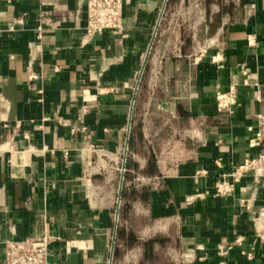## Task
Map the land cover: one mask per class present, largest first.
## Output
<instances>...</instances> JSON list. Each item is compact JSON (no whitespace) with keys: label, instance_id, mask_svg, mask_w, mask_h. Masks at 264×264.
<instances>
[{"label":"crops","instance_id":"crops-1","mask_svg":"<svg viewBox=\"0 0 264 264\" xmlns=\"http://www.w3.org/2000/svg\"><path fill=\"white\" fill-rule=\"evenodd\" d=\"M87 2L0 0V264L45 233L49 264H110L127 141L118 226L192 264H264V0H168L137 91L165 0H124L123 29L92 39Z\"/></svg>","mask_w":264,"mask_h":264},{"label":"built area","instance_id":"built-area-1","mask_svg":"<svg viewBox=\"0 0 264 264\" xmlns=\"http://www.w3.org/2000/svg\"><path fill=\"white\" fill-rule=\"evenodd\" d=\"M124 0H88L87 2V25L85 28V37L92 39L105 31L119 32L124 27ZM23 23V19L18 20ZM42 27H40V30ZM238 89L235 85H230L224 90H219L216 93L217 106L220 110H231L238 103ZM76 129L73 128V131ZM263 140V132L258 131L250 140L252 146L261 145ZM94 148V145H90ZM260 158L248 159L243 163L237 165L233 171L224 174L219 179L214 187V194L216 196H225L233 192L236 183L240 181L242 176L250 169H255L260 165ZM220 164L219 161H217ZM256 186L261 181V176L257 174L255 177ZM209 190L200 191L187 197V201L191 202L195 199L205 198L209 194ZM60 237L45 233L37 238H25L23 240H9L7 241V252L4 264H49L48 255L50 253L51 245ZM240 241V240H239ZM220 253L226 254L231 245H220ZM245 253V252H243ZM194 255L193 251L185 253V257L190 260ZM247 257L252 258V253L247 252Z\"/></svg>","mask_w":264,"mask_h":264},{"label":"trees","instance_id":"trees-1","mask_svg":"<svg viewBox=\"0 0 264 264\" xmlns=\"http://www.w3.org/2000/svg\"><path fill=\"white\" fill-rule=\"evenodd\" d=\"M132 196L137 197L138 191L135 189L132 191ZM125 194V187L123 188V195ZM123 207L120 209V215ZM124 242L127 247L140 246L142 248L141 258L137 264H176L174 261H169L168 257L163 256V252L166 249L167 238L156 235L147 239L140 238L135 232H125V229L118 226L116 245L114 250V259L122 255L120 243ZM134 264V263H131Z\"/></svg>","mask_w":264,"mask_h":264},{"label":"rangeland","instance_id":"rangeland-1","mask_svg":"<svg viewBox=\"0 0 264 264\" xmlns=\"http://www.w3.org/2000/svg\"><path fill=\"white\" fill-rule=\"evenodd\" d=\"M152 51V50H151ZM120 163V160H119ZM137 185L142 184V179H137L133 182ZM148 235V234H146ZM122 255H120L118 258L113 259V264H131L132 262H135L134 264H137L139 262L138 258L141 254V248L138 246L135 247H127L125 244L121 245ZM163 256H167L169 261H174L177 264H192L191 260H188L185 257V252L178 251L174 248H168L165 249ZM163 264V263H160Z\"/></svg>","mask_w":264,"mask_h":264},{"label":"water","instance_id":"water-1","mask_svg":"<svg viewBox=\"0 0 264 264\" xmlns=\"http://www.w3.org/2000/svg\"><path fill=\"white\" fill-rule=\"evenodd\" d=\"M167 1L168 0H165L164 6L162 8V11H161V14H160V17H159V20H158L157 25H156V29L154 31V34L152 36V40H151L150 45H149V49H148V51L146 53L144 64H143V67H142V70H141V73H140V77H139V80H138V83H137V86H136V91H137V88H138V85H139V81H140V79L142 77L143 71L145 69V65H146V62L148 60L149 54L151 52L153 41H154V38L156 36V33H157V30H158L159 24L161 22V19L163 17ZM136 91H135L134 96H133L132 107H131V112H130L129 130H130V127H131L132 113H133V107H134V102H135ZM127 149H128V141H127V144H126L125 159H124V165H123L124 170H125V161H126V156H127ZM124 170H123L122 179H121V183H120V190H119V198H118V205H117L116 218H115V229H114V235H113V245H112V254H111L110 264H113V258H114L117 226H118V220H119V210H120V204H121V193H122V189H123Z\"/></svg>","mask_w":264,"mask_h":264},{"label":"bare ground","instance_id":"bare-ground-1","mask_svg":"<svg viewBox=\"0 0 264 264\" xmlns=\"http://www.w3.org/2000/svg\"><path fill=\"white\" fill-rule=\"evenodd\" d=\"M142 69V68H141ZM141 69H140V73H141Z\"/></svg>","mask_w":264,"mask_h":264}]
</instances>
